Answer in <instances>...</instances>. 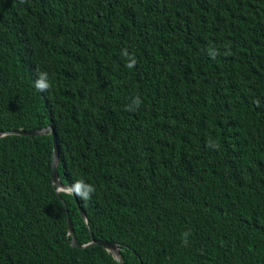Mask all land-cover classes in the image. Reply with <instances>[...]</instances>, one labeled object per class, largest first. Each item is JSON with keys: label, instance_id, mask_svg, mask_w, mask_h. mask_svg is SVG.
I'll use <instances>...</instances> for the list:
<instances>
[{"label": "trees", "instance_id": "16d2710c", "mask_svg": "<svg viewBox=\"0 0 264 264\" xmlns=\"http://www.w3.org/2000/svg\"><path fill=\"white\" fill-rule=\"evenodd\" d=\"M48 127L96 191L0 138V264H264V0H0V133Z\"/></svg>", "mask_w": 264, "mask_h": 264}, {"label": "water", "instance_id": "95a60500", "mask_svg": "<svg viewBox=\"0 0 264 264\" xmlns=\"http://www.w3.org/2000/svg\"><path fill=\"white\" fill-rule=\"evenodd\" d=\"M48 133H51L53 135V143H54L53 180L57 186L64 185L61 181V175L59 172V164L61 160L60 149L58 146L56 133L53 127H48L42 130L4 132V133H0V138L5 137V136H10V135L41 136V135L48 134ZM79 208H80V211L84 219L87 220V217H86V214L83 208L81 206H79ZM66 212H67V218H68L69 231H70V234L72 235V243L77 244L75 229H74V225H73L71 214H70L68 207H66ZM92 243H97L105 247L108 251H110V253L113 255L116 261L123 260L120 248L116 243H112V241H109V240L97 239V237L94 236L91 241L86 242L82 245L85 246V245L92 244Z\"/></svg>", "mask_w": 264, "mask_h": 264}, {"label": "clouds", "instance_id": "9594fccd", "mask_svg": "<svg viewBox=\"0 0 264 264\" xmlns=\"http://www.w3.org/2000/svg\"><path fill=\"white\" fill-rule=\"evenodd\" d=\"M122 54L127 57L126 67L133 68L136 64V60L134 56H129L128 52L126 50H122ZM51 83L49 80V76L47 72H41L38 74V78L35 81V87L40 92H45L51 88ZM135 107H139L141 100L137 96L134 98L133 101ZM127 110H132V107L129 106ZM56 190L58 193H63L66 195L75 196L85 202L90 201L92 198V195L95 193L96 188L94 185L86 182L85 180H76L72 184L64 186V185H58L56 186ZM185 234V239H186Z\"/></svg>", "mask_w": 264, "mask_h": 264}]
</instances>
